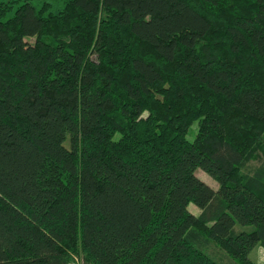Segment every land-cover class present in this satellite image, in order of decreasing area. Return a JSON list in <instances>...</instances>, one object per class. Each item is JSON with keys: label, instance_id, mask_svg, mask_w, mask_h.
<instances>
[{"label": "trees", "instance_id": "16d2710c", "mask_svg": "<svg viewBox=\"0 0 264 264\" xmlns=\"http://www.w3.org/2000/svg\"><path fill=\"white\" fill-rule=\"evenodd\" d=\"M257 247L264 0L0 2V264H257Z\"/></svg>", "mask_w": 264, "mask_h": 264}, {"label": "rangeland", "instance_id": "374dc122", "mask_svg": "<svg viewBox=\"0 0 264 264\" xmlns=\"http://www.w3.org/2000/svg\"><path fill=\"white\" fill-rule=\"evenodd\" d=\"M13 0H0V2H10ZM195 132V126L193 125L190 133L187 135V138L191 140L194 136ZM256 165V163H254ZM196 175L199 179H201L205 184H207L210 187L216 188L217 183L210 178L207 174L202 172L201 170L196 171ZM189 210L191 212H198L197 209L193 205H189ZM252 257H254L255 261L257 264H264V248L257 247L253 252H252ZM225 260L228 262H231L230 264H233L232 260H229L228 257H225ZM68 264H84V258L82 254H74L72 256L71 261Z\"/></svg>", "mask_w": 264, "mask_h": 264}, {"label": "crops", "instance_id": "0c3cea01", "mask_svg": "<svg viewBox=\"0 0 264 264\" xmlns=\"http://www.w3.org/2000/svg\"><path fill=\"white\" fill-rule=\"evenodd\" d=\"M196 208V207H195ZM197 209V208H196ZM198 212H193L195 215L199 214V210L197 209ZM260 248H264V247H260Z\"/></svg>", "mask_w": 264, "mask_h": 264}]
</instances>
